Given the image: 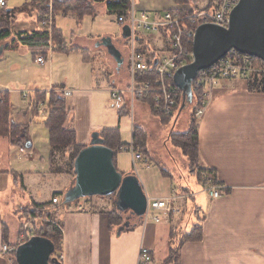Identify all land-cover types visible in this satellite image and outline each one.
<instances>
[{
	"label": "crops",
	"instance_id": "0c3cea01",
	"mask_svg": "<svg viewBox=\"0 0 264 264\" xmlns=\"http://www.w3.org/2000/svg\"><path fill=\"white\" fill-rule=\"evenodd\" d=\"M5 1L6 6L3 9L0 8V14L3 11L11 14L9 15L11 35L8 40L0 44V72L3 75L0 81V92L10 99L12 121L27 128L28 139L22 147L29 151V154L26 155L29 158L28 162L33 163L29 164V171H22L12 165L16 155L18 157L22 156L19 153L21 147L13 145L8 138L0 137V141L5 142L4 149L0 150V264H17L14 255H6L2 252V246L7 244L19 247L23 244L21 241L22 230L25 221H27L24 217L25 212L35 204H50L56 197L59 198L61 204L47 210L54 215V223L58 222L57 225L63 232L62 250L59 256L61 264H137L142 247L151 251L152 264H166L169 262L171 250L176 246L174 243L175 235L181 237L191 234L195 226H200L202 238L200 241H189L181 245L179 264H264V93L261 90L250 89L249 79L224 80L214 91L204 116L197 121L199 167L205 170L206 174L211 173V176L225 188V192L219 199H210L204 192L203 183L201 185L204 193L195 195L194 192H190L189 187L185 188L181 185L180 191L174 189L172 197L152 199H172L173 206L181 210L179 200L193 198L196 204L193 210L196 224L193 227L190 229L182 228L184 221L179 223L177 220L181 217V214L163 217L160 223L150 226L148 224L145 225V228L141 226L144 224L143 218L141 220L132 218L130 221L131 227L118 235L121 226L111 227L109 211L88 204L86 201H80L67 207L62 204L64 195L73 184V179L69 176L67 170L65 175L68 180L63 187L65 193H53L51 199L43 201L41 192L34 194L28 183L31 178L36 179V177L41 176L46 178V175L51 177L54 165L56 166L58 162L53 164L50 159L52 148L49 143L50 169L47 173L36 171L35 162L41 161L43 156L38 150L35 135L31 134V124L35 126L36 123H43L45 126L47 117L42 121H36L41 114L31 104L29 106L28 100L23 99L26 102V104L23 102V105L27 107L23 108V112L20 113L14 107L11 100L12 94L20 93L19 95L23 97V92L26 91H24L25 88L22 91H14L16 85L14 82L18 79L17 71L20 70V66L15 65L10 57L6 59V54L14 51L33 54V63L30 65L39 68L41 73H49L53 65L52 57L58 52L55 50L53 55H50L49 42L53 40V34H50L40 25L44 17L40 13V11L45 10L43 5L34 2L35 0H28L13 9L9 7L8 1ZM102 3H106L107 7V2H97L94 5L99 6ZM134 4L138 11L149 12L153 19H156L158 14L166 11L179 10L180 13H184L189 9V5L179 6L175 0H135ZM200 5L201 7L204 5L205 9L211 5V0H202ZM199 10H202L200 6ZM72 16L77 18L76 14L71 12L68 15L63 14L61 17H55L54 30L60 32L63 38L62 42L68 49L77 47L89 51L93 47V49H101L102 53H105L102 55L105 65H101V67L104 71L108 69L106 71L108 74L106 82L109 84V86L107 85L109 87V90H107L109 100L112 101V90H119L124 97L123 108L121 110L117 109L116 120L119 123V128L116 129L120 133L119 129H121L123 119L129 118L130 129L127 127V132L131 135L130 143H134L133 137L136 128L142 130L141 137L143 139H145L144 136L147 132L149 138L146 137L147 142L146 140L145 142L148 154L142 153L145 160L136 162L131 156L134 168L137 166L136 163L151 165L154 160L151 158L148 144L152 140L153 134L162 132L163 127L173 126V123L168 121L162 123V119L154 113L153 97L144 100L137 99L132 104L128 93L129 69L131 68L130 53L132 52L133 43L129 39L124 40L122 38L125 26H119L122 30L118 39L112 38L113 43L123 57V62L119 66L117 61L108 53L106 47L98 46L99 41L108 36H104L98 41H94V43L86 37L79 36V33L76 32L72 33L69 40L65 37L63 30L57 24L59 22L57 20ZM96 16L97 14L85 16L84 18H95ZM82 22L78 21V25L81 26ZM39 33L47 34V44L37 45V43L30 41L21 42L22 37L25 38ZM141 33H147L149 37L142 40ZM58 38L62 39L60 36ZM53 42L55 43V38ZM170 44V38L164 31L160 33L139 32L135 38L134 50L144 55L148 61L152 60L155 64L158 57L171 54ZM95 54L89 61H86L83 54H81L83 64L94 62L96 60L94 57L97 56ZM105 55L112 60V64L116 67L114 71L109 70L112 67L105 62ZM40 56H44L47 60L44 66L37 63V58ZM94 64L97 66L99 61L94 62ZM96 71L98 70L96 69ZM48 85L50 86L49 91H43L33 85H30L29 91L49 93L54 87L74 91L72 97L66 99V104L70 113L68 126L75 131L78 145L89 146L91 135L94 132L103 134L104 131L108 133L110 130H115L114 127H111L114 122L111 124L94 123L92 113L95 91H79L67 87L66 84L52 85V83H48ZM83 103L84 110L79 111L78 108ZM111 104L113 106V101ZM132 114L135 117L133 121L130 119ZM182 114L178 115V121ZM45 128L47 129L46 126ZM172 130L173 128L170 129L171 132ZM47 132L49 133L48 129ZM130 143L124 144L128 145ZM0 144L3 143L0 142ZM161 145L164 146L163 143ZM57 152L56 154H58ZM186 160L187 167L189 160L187 158ZM115 162L116 168L118 169V166H120V170L123 171L122 174H134L131 169L128 170L121 166L119 161L115 160ZM1 165H4V167ZM188 172L191 173L190 170ZM163 173L166 174V172ZM166 177L176 183V180L169 173ZM181 177H183V174H181ZM139 180L148 200H150L146 182L141 176ZM78 203L84 204L87 210L76 212L75 208Z\"/></svg>",
	"mask_w": 264,
	"mask_h": 264
},
{
	"label": "rangeland",
	"instance_id": "374dc122",
	"mask_svg": "<svg viewBox=\"0 0 264 264\" xmlns=\"http://www.w3.org/2000/svg\"><path fill=\"white\" fill-rule=\"evenodd\" d=\"M9 7L15 9L17 6L22 5L25 3V1L28 0H7ZM58 1V11L55 10V4L56 0H53V11L52 14L54 17H61L64 15H68L69 13L63 12L64 10L60 7V3L63 4L67 2V0H57ZM188 1V0H186ZM190 1V0H189ZM192 1V0H191ZM35 2V1H34ZM135 2V0H134ZM196 4H201L202 0H194ZM45 7V10L40 11L42 16H45L47 14H50V10L48 11V8ZM201 9H204L199 5ZM93 10L95 11V15L97 16L95 18L87 17L84 18L82 21L81 26L78 25L77 18L75 16L67 17L58 19L59 21L57 24L59 28L63 30V33L65 37L69 40L70 36L73 32L79 33V36L86 37L88 40L92 41H98L100 38H103L104 36L111 37L113 39H118L121 35V28L119 25H117L118 20V14H114L110 12L107 7L106 3H102L98 5L92 6ZM189 10V9H188ZM55 26V22L53 24ZM10 28V20L1 17L0 14V28ZM53 34V40L55 38V35L60 36L62 38V35L59 31H55L54 28L52 30ZM142 40H146L149 35L147 33H141ZM63 38H58L57 42L60 44V46L56 45V42L54 43L56 46V51L59 53H56L53 58V65L52 70L49 73L46 72H39V68H35L31 66L30 64L33 63V54H25L23 52L14 51L13 53L6 54L7 57H10L11 60L15 65L20 66V70L18 72V79L15 80V88L14 91H22L23 88L24 91H29L30 85L38 84L37 86L39 89H42L43 91L47 90L49 91V85L48 83H52V85H62L66 84L69 88H75L79 91H95L93 96V117H94V123L104 122V123H113V126L115 130L116 128H119V123L116 120L117 118V108L112 106L111 102L109 100V93L107 90H109V84L106 82V79L108 78V74L104 69L101 67V65L104 64L103 60V54L101 49H90L89 51H84L82 49H78L77 47L67 48L65 44L62 42ZM129 45V44H127ZM59 49V50H58ZM104 50V49H103ZM188 50H190V46H188ZM73 52V53H72ZM100 52V53H97ZM65 53V54H64ZM67 53V54H66ZM70 53V54H69ZM83 54L84 59L86 61H89V59L93 58V54H95L96 60H94L95 63L99 61V64L96 66L94 62L91 64H83ZM106 63L108 65H111L112 68H109V70L114 71L116 68L112 63V60L108 58L106 55ZM9 60V61H11ZM130 60H131V53H130ZM47 62V60H46ZM96 69L98 71H96ZM93 70V73H92ZM130 70V69H129ZM48 72V70H47ZM92 74V75H91ZM111 75V74H109ZM3 75L0 72V81L2 79ZM243 79V78H238ZM228 80H234V79H228ZM224 81V80H223ZM98 84V86H97ZM41 85V86H40ZM108 85V86H107ZM129 85H130V79H129ZM43 87V88H42ZM99 87V88H98ZM13 89V88H12ZM58 90L59 88H53ZM216 90V89H215ZM214 90V91H215ZM74 92V91H73ZM214 93V92H213ZM20 93H13L11 96V100L13 102L14 107L19 110V112H23V108H27L23 105V97L19 95ZM39 94H43V92H37L36 94V101H38ZM22 98V99H21ZM34 98V99H35ZM183 100V98H182ZM26 104V102H24ZM30 106V102H27ZM48 105V103H46ZM192 106V105H191ZM181 108V106H180ZM180 108L178 111V114L176 116V119L173 123V126L169 127H163L162 132L155 133L152 136V140L148 144V150L151 153V158L155 161L152 162V164L147 165L144 163H136L137 166L133 167V160L130 153L127 152H119L116 160L119 161L120 165L124 168H127L128 170L134 171V174L140 179V176L144 179L146 182L147 188L149 189V199H155L160 197H172L174 194V189L179 190L181 188V185L183 187L190 188V192H194L195 195L202 192V185L199 183L198 178L196 175L192 174L194 173V170L196 167L194 165H191L188 163L186 167L187 160L182 155L181 150H178L173 145V140L171 139V133L178 132V133H184L188 131L191 122H193L191 118V113L188 108V111L180 112ZM193 108V106H192ZM39 110V109H38ZM79 111L84 110V103L82 106L78 108ZM119 110V109H118ZM182 114L178 121V115ZM47 116H39L38 120L36 121H42V119L46 118ZM134 116H130V119L133 121ZM124 121L121 124V142L123 143H130L131 142V135L129 132H127V127L130 129V120L129 118L123 119ZM198 120V119H197ZM178 121V124H177ZM164 123V121H162ZM32 130L31 134L35 135V141L38 144V150L43 156V159L41 161L35 162V166L37 168V172L41 173H47L49 171V143H50V136L47 132V129L43 125V123H36L35 126L31 124ZM44 126V127H43ZM68 127V125H67ZM172 132L170 129H172ZM171 132V133H170ZM145 139L148 137V134L146 132ZM3 144H0V150L4 149V143L0 141ZM147 142V140H146ZM161 143L164 144V146L161 145ZM155 146V147H154ZM28 151V150H27ZM141 151V149H140ZM142 152V151H141ZM29 154V151L27 152ZM58 154L55 155V162H58L56 166L54 165L52 176L45 178L42 177H36V179L31 178L28 183L30 184L31 189L33 190L34 194H38L41 192V195H43V201L46 199H51L52 194L59 192V193H65L63 190L64 185H66V181L68 180V177L65 175V171L67 170L69 176L73 179V182L75 180V175L71 172V162L73 154L72 152H68L66 154H63L62 152L58 151ZM72 154V155H71ZM148 154V153H147ZM57 156L59 157L57 159ZM144 156V155H143ZM145 158V157H144ZM14 163L12 165H15V167L19 168L22 171H27L29 169V164L33 162H28L29 158L28 156H21L18 157L17 155L14 157ZM62 160V161H60ZM3 162V160H1ZM4 167V165H1ZM118 166V171L123 173V171L120 170ZM186 167V168H185ZM45 169V170H44ZM30 170H32L30 168ZM190 170L191 173L188 172ZM29 171V170H28ZM163 172L169 173L175 180L176 183H173L171 179H168ZM181 174H183V177H181ZM182 178V180H180ZM180 191V190H179ZM191 193V194H192ZM178 195V194H177ZM180 196V195H179ZM81 202L86 201L88 204L95 205L98 208L104 209L106 211H109L110 214H119L122 218V222L126 220L127 217H129L130 213H119L117 212V209L115 207V196H109V197H94V198H88V199H81ZM179 203L181 205V217L177 218L179 223L184 221V226L182 228L190 229L193 227V225L196 224V217L193 215V210L196 206L195 200L191 197H189L186 200H179ZM28 212H25V220L27 219L28 224L31 225L32 229V236L34 235L37 227H42V223H44L47 219L46 212L39 216L38 218H34L31 215L28 216ZM24 216V217H25ZM54 217V215H51ZM111 216V215H110ZM29 217V218H28ZM186 221V222H185ZM58 223V222H57ZM57 223L55 222L56 226ZM177 222V225L179 224ZM149 226L152 224H155L153 221L148 222ZM147 224V225H148ZM164 224V223H162ZM176 225V226H177ZM143 228H145V224L141 225ZM157 226H159L157 224ZM23 233V232H22ZM176 237V235H175Z\"/></svg>",
	"mask_w": 264,
	"mask_h": 264
},
{
	"label": "built area",
	"instance_id": "2783aa9c",
	"mask_svg": "<svg viewBox=\"0 0 264 264\" xmlns=\"http://www.w3.org/2000/svg\"><path fill=\"white\" fill-rule=\"evenodd\" d=\"M39 5H45L50 10V14L43 17L40 25L52 34L54 15L53 0H35ZM239 0H214L211 5L205 9L195 13L183 15L179 10H170L158 14L153 19L147 11H138L135 7L134 0L131 1L132 7L128 16L119 15L117 23L120 27L129 26L131 28V38L133 43L130 63V85L129 96L132 104L137 99L144 100L153 97L155 110L166 116L171 117L178 114L180 104L182 103V91L174 84L173 78L175 73L182 67L193 61V41L196 29L203 24H213L219 27L228 28L230 24V16L233 9L238 5ZM6 6L5 0H0V8ZM166 32L170 38L171 54H164L158 57V64L155 67L157 81L155 86L149 82H139L138 74H144L149 71L153 61H148L144 55L134 50V42L139 32L160 33ZM49 53L52 56L57 49L53 40H50ZM188 46L192 47V51L188 50ZM37 63L44 66L46 59L44 56L37 58ZM256 77H264V62L242 54L236 50L230 51L219 63L209 69L200 71L192 83L193 100L192 106L197 107L195 117L200 119L204 116L209 102L211 101L214 90L223 80L228 79H251ZM53 89L50 90V92ZM56 92L63 98L72 97L73 92L70 90L58 89ZM37 92H23V99L28 100L31 106L39 109L43 116L48 115V102L37 103ZM3 94L0 92V99ZM35 98V99H34ZM111 99L114 106L121 110L124 105V97L119 90L111 91ZM190 105V107H191ZM133 116V114L131 115ZM124 152L130 153L136 162L144 161L145 158L140 148L130 143L123 148ZM19 153L22 156L27 155V149L21 147ZM204 192L212 200L219 199L225 192V188L221 186L212 176L205 174ZM55 205H60L59 198L52 201ZM80 202V201H78ZM172 199L148 200V208L143 217L145 225L151 220L160 223L163 217L176 216L181 214V210L173 206ZM76 212H85L87 209L84 204H76ZM22 243L24 244L32 237L31 225L27 222L22 230ZM18 246L3 245L2 252L8 255H16ZM152 254L147 248H141L137 264H152Z\"/></svg>",
	"mask_w": 264,
	"mask_h": 264
},
{
	"label": "water",
	"instance_id": "95a60500",
	"mask_svg": "<svg viewBox=\"0 0 264 264\" xmlns=\"http://www.w3.org/2000/svg\"><path fill=\"white\" fill-rule=\"evenodd\" d=\"M122 38H131V28H123ZM98 46L120 66L123 57L112 38L105 37ZM236 50L264 62V0H239L230 16L228 28L203 24L195 31L193 61L180 68L174 75V84L182 91L180 112L188 110L193 100L192 83L197 74L219 63L230 51ZM158 60L155 62L156 67ZM115 153L106 146L100 132L91 135L89 146L80 151L74 163L75 180L66 192L62 204L71 206L81 199L115 196L119 213L129 212L118 235L131 227L132 218L142 219L148 208V197L135 174L124 175L114 163ZM53 244L41 236H33L17 249V264H51ZM52 261L57 263L55 259Z\"/></svg>",
	"mask_w": 264,
	"mask_h": 264
},
{
	"label": "trees",
	"instance_id": "16d2710c",
	"mask_svg": "<svg viewBox=\"0 0 264 264\" xmlns=\"http://www.w3.org/2000/svg\"><path fill=\"white\" fill-rule=\"evenodd\" d=\"M214 0H211V3ZM97 2H107L108 10L114 14L126 15L131 10L132 4L131 0H69L63 4L60 3V7L64 10L65 13H75L78 21H82L85 16L95 15V11L93 7ZM177 5L186 6L189 5V10L185 11L183 15L189 13H195L199 11V5L194 2V0H175ZM58 1L56 0L55 10L58 11ZM10 13L3 11L1 13V17L3 16L6 19H10ZM11 31L9 27L0 28V44L10 38ZM58 36L55 35L56 45L60 46L57 42ZM35 42L37 45L39 44H47L48 36L46 33H39L37 35L28 36L25 38H21V42ZM44 48V47H43ZM44 50V49H43ZM59 50V49H58ZM190 51H192V47H190ZM137 80L139 82H149L155 86L157 81L156 69L153 64L150 65L149 71L144 74H138ZM249 81V88L255 90H261L264 93V77H256L251 78ZM61 89V88H59ZM48 102V115L45 121V126L49 131L50 136V146L52 148L51 152V161L55 163V155L57 151L66 154L68 152H72V162H71V172L74 174V163L78 154L85 147L77 144L76 134L70 126L67 127L70 121V113L67 110L66 99L61 97L56 89L49 93L39 94L37 103ZM153 103V101H152ZM191 118L193 122L186 133H171V139L173 140V145L181 150L182 154L189 160L191 165H194L196 169L194 170V174L197 176L198 181L204 184V176L206 174L205 170H202L199 167V138H198V126H197V118L195 117V113L197 111V107H189ZM34 109H37L36 107ZM154 113L162 119V121L174 122L175 117H166L160 113H158L154 108ZM141 129L136 128L133 141L135 145L140 149L142 153L147 154L146 149V139H143L141 136ZM27 128L22 125H17L12 121V106L10 99L7 95H3L0 99V137L8 138L13 145L22 147L24 142L28 139ZM102 138L106 141V146L112 149L115 153L114 163L116 166V157L119 152H123V148L126 144H122L120 141V133L118 130H110L108 133L103 132ZM71 154V155H72ZM211 176L212 174L209 173ZM213 177V176H212ZM215 180V179H214ZM94 198V197H92ZM90 199V198H89ZM56 205L52 203L46 204H35L31 209L27 210L28 216H32L34 218H38L42 214L46 212V221L42 223V227H37L34 233V236H41L48 241H50L54 246V252L51 256V264H55L53 259L60 263V253L62 250V240H63V232L59 226H56L54 223V219L51 215H53L47 209L51 207H55ZM25 215V214H24ZM110 225L111 227H119L122 226L124 222H122V218L119 214H110ZM26 217V216H25ZM27 218V217H26ZM29 218V217H28ZM180 236V235H179ZM174 237L175 248L171 250L169 262L166 264H179V250L182 244L189 241H200L202 238V230L200 226H195L191 234ZM61 264V263H60Z\"/></svg>",
	"mask_w": 264,
	"mask_h": 264
}]
</instances>
